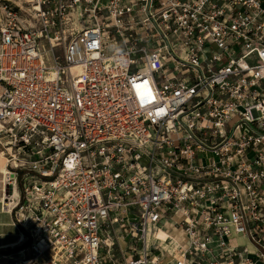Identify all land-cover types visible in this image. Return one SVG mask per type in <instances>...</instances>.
Here are the masks:
<instances>
[{"label":"built area","instance_id":"obj_1","mask_svg":"<svg viewBox=\"0 0 264 264\" xmlns=\"http://www.w3.org/2000/svg\"><path fill=\"white\" fill-rule=\"evenodd\" d=\"M0 152L7 264H264V0H0Z\"/></svg>","mask_w":264,"mask_h":264},{"label":"crops","instance_id":"obj_2","mask_svg":"<svg viewBox=\"0 0 264 264\" xmlns=\"http://www.w3.org/2000/svg\"><path fill=\"white\" fill-rule=\"evenodd\" d=\"M5 192L6 189L2 182V172H0V252L13 249L17 244L19 236V229L12 223L10 213L2 210L1 207Z\"/></svg>","mask_w":264,"mask_h":264},{"label":"bare ground","instance_id":"obj_3","mask_svg":"<svg viewBox=\"0 0 264 264\" xmlns=\"http://www.w3.org/2000/svg\"><path fill=\"white\" fill-rule=\"evenodd\" d=\"M4 159L3 154L0 152V172H6V167H5V159H4V164L2 163L1 159ZM149 239H151L154 243L161 245L162 247H165L167 249H171L172 243L170 242L169 238L167 235L160 229H150L148 232ZM32 264H36L33 262Z\"/></svg>","mask_w":264,"mask_h":264},{"label":"rangeland","instance_id":"obj_4","mask_svg":"<svg viewBox=\"0 0 264 264\" xmlns=\"http://www.w3.org/2000/svg\"><path fill=\"white\" fill-rule=\"evenodd\" d=\"M13 1H17V0H13ZM1 161H2V163L4 164V159H3V157H2V159H1ZM166 228L167 229H170V226L167 224L166 225ZM170 234L172 235V236H174L175 237V239L178 241V242H180V243H183L184 242V236H183V233L182 232H180L176 227H171V229H170ZM14 249H8V250H5V251H1L0 252V255H1V253L2 254H8V253H10L11 251H13ZM10 262V260H9V258H7L6 256L5 257H0V264H7V263H9Z\"/></svg>","mask_w":264,"mask_h":264}]
</instances>
